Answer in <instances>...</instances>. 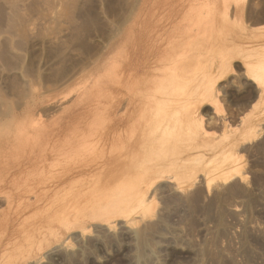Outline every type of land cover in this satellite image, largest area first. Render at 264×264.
<instances>
[{
	"label": "rangeland",
	"instance_id": "rangeland-1",
	"mask_svg": "<svg viewBox=\"0 0 264 264\" xmlns=\"http://www.w3.org/2000/svg\"><path fill=\"white\" fill-rule=\"evenodd\" d=\"M209 1L0 0V264H264V0ZM198 102L199 134L178 118ZM148 125L163 177L110 189L106 156Z\"/></svg>",
	"mask_w": 264,
	"mask_h": 264
},
{
	"label": "bare ground",
	"instance_id": "bare-ground-1",
	"mask_svg": "<svg viewBox=\"0 0 264 264\" xmlns=\"http://www.w3.org/2000/svg\"><path fill=\"white\" fill-rule=\"evenodd\" d=\"M211 1H209V3ZM213 2H214V0H213ZM211 4L208 5V6H211ZM216 5H217V3H216ZM216 5L213 4L212 6H216ZM213 9H214V7H213ZM213 9H212V12H213ZM217 9L218 8H216L215 10H217ZM127 45H128V41L126 40L125 46L127 47ZM120 55H121L120 53L117 54V55L114 54L113 58L120 57ZM144 61H146V62H143L142 64H140L139 60H136L134 63H130L127 67L124 68V70L122 72V75H119V77H120L119 80L122 81V83H123V80L125 82V79H126V83H124L123 86L125 87L124 89L126 90L125 94L126 95L127 94L130 95V97L128 99H126L125 97L124 98L120 97L121 94H119V97L116 96V95H114V96L112 95L111 96L110 107L106 111V117H107L108 126H107V134H106V136H103V137H105V140H104L105 144H107V142H108V144L117 142V140H118L117 136L118 135H116V133L121 128L126 126L127 124H129L131 122L133 123L135 121V119L138 117L139 107H137V105H136V98H134L133 97L134 95L131 94V93H133L132 91H135L133 89H136L139 86V80L136 79V75L139 73L140 70H142V67L148 68L151 65L148 60L144 59ZM142 65H144V66H142ZM127 72H129V73L126 74ZM146 73H147V71H146ZM141 79H142V77H141ZM142 81H143V79H142ZM129 82H131V84H129ZM123 96H125V95H123ZM199 102L190 111H185L182 114H178V118L179 119L184 117L185 119H187V122L189 121V123H191L192 128L195 130V132L197 134L201 133V130H203V123H204L203 120L205 119V118L203 119V117L200 116V114H198V110H200L199 109ZM124 103H126L125 104L126 113L125 114H120L119 111L123 109ZM214 107L216 108L215 105H214ZM219 109L216 108V111L219 110ZM160 112H161V110L159 109V113ZM152 116H153V113H152L151 117ZM208 127H209V125H208ZM208 127H206V128H208ZM166 131L167 130H165L164 132H166ZM205 132L206 131L204 130L203 133H205ZM161 134H163V133L158 132L157 129H153L151 127L149 128V125H148V130L146 129L145 136H143L141 133H138V135L136 137H134L130 142H126V143L124 142L123 145H122V142H120L119 146L118 145H113L112 146L111 150L109 151L110 153L108 154V156H106V160H105V164H108V162H109V164L111 166V170H110L111 171V177L105 178L107 186L110 189H112V188H122V189H125L127 191V190H130L132 188L135 189L139 185H142L143 190L137 191V193L140 195L141 199L146 197V194H147V190L146 189L148 187H150L152 184H154L156 179H159V178L163 177V171H161V169L153 171V170H150L149 168H147L146 163H148V157L146 156L145 152L142 153L141 149H145V146L141 144L140 140L142 139V137H143L142 141H144V142H146L148 139L155 140L158 137H160ZM206 134H207V132H206ZM140 135H141V138H140ZM147 147H148V145H147ZM149 153H151V152H149ZM152 155L153 154L151 153L150 156H152ZM46 156L48 157V155H46ZM188 159H189V157H188ZM174 160L169 158V159H167L165 161H167V164L170 165V163L171 164H175V163L179 162L181 159L180 160L179 159L176 160L177 162H175ZM185 160H186V157H185ZM189 160H188V162H189ZM28 161H31V160H28ZM185 163H186V161H185ZM14 165L16 166V165H19V164L14 163L13 166ZM44 166H46V165H44ZM67 166H68L67 167V174H66V175H68L67 178L68 179H72L77 171H74L75 167L73 166L72 162L67 163ZM212 167H214V166H212ZM215 168H216V166H215ZM11 169H13V167H11ZM21 169L22 168L17 169V171H15L14 175L12 173L13 176L10 177L9 179L7 177V179H5L4 181L2 180L3 183H6V182L8 183V181L11 178L15 179L16 173L20 172ZM225 169H226V167H225ZM229 176H231V175H229ZM186 179L187 178H184V180H182V179L179 178L176 182H178L179 180H180L179 182H181V180L185 182ZM228 182H230V180ZM187 184H188V182H187ZM207 185H209V187H210L209 183H207ZM178 186H180V189L184 188L180 184H178ZM7 198L10 201V197L8 196V197H6V199ZM6 201H8V200H6Z\"/></svg>",
	"mask_w": 264,
	"mask_h": 264
}]
</instances>
